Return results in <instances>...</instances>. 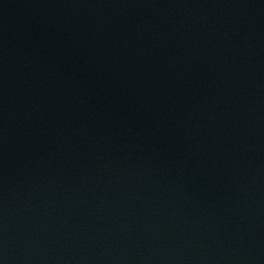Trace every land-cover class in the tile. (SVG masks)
<instances>
[{
	"label": "water",
	"instance_id": "water-1",
	"mask_svg": "<svg viewBox=\"0 0 264 264\" xmlns=\"http://www.w3.org/2000/svg\"><path fill=\"white\" fill-rule=\"evenodd\" d=\"M0 264H264V0H0Z\"/></svg>",
	"mask_w": 264,
	"mask_h": 264
}]
</instances>
